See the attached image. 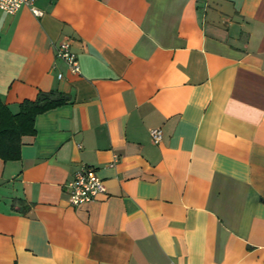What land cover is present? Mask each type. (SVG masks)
<instances>
[{"label":"crops","instance_id":"obj_1","mask_svg":"<svg viewBox=\"0 0 264 264\" xmlns=\"http://www.w3.org/2000/svg\"><path fill=\"white\" fill-rule=\"evenodd\" d=\"M36 6L0 10V99L70 100L0 159V264H264V0ZM84 167L107 191L74 207Z\"/></svg>","mask_w":264,"mask_h":264},{"label":"trees","instance_id":"obj_2","mask_svg":"<svg viewBox=\"0 0 264 264\" xmlns=\"http://www.w3.org/2000/svg\"><path fill=\"white\" fill-rule=\"evenodd\" d=\"M68 95L58 92H40L34 101L25 100L20 111L13 114L0 99V159L19 161L22 139L36 134L37 116L68 104Z\"/></svg>","mask_w":264,"mask_h":264},{"label":"built area","instance_id":"obj_3","mask_svg":"<svg viewBox=\"0 0 264 264\" xmlns=\"http://www.w3.org/2000/svg\"><path fill=\"white\" fill-rule=\"evenodd\" d=\"M22 8H28L36 17H42L44 13L37 9L36 0H0V10L4 14L15 15ZM67 42H60L55 48V55L64 61L73 74H80V64L77 56L70 51ZM59 78L62 75L59 74ZM151 140L154 144H160L163 140V131L154 129L150 131ZM106 187L101 179L90 168H81L74 178L66 185V192L70 204L74 207L92 202L98 195L106 194Z\"/></svg>","mask_w":264,"mask_h":264}]
</instances>
